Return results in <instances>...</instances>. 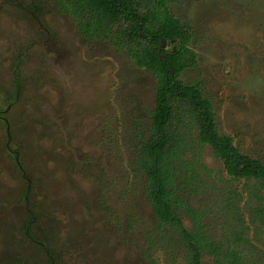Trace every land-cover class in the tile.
<instances>
[{"label": "rangeland", "instance_id": "1", "mask_svg": "<svg viewBox=\"0 0 264 264\" xmlns=\"http://www.w3.org/2000/svg\"><path fill=\"white\" fill-rule=\"evenodd\" d=\"M4 4L0 264H189L171 228H156L145 176L133 171L150 129L153 74L104 37L82 38L69 15ZM168 8L195 54L179 80L211 104L218 134L264 164V0H175ZM196 135L190 130L185 154L195 173L178 177L179 196L218 253L236 249L244 264H264L255 182L230 178ZM179 217L193 232L185 210ZM216 260L204 251L200 264Z\"/></svg>", "mask_w": 264, "mask_h": 264}, {"label": "trees", "instance_id": "2", "mask_svg": "<svg viewBox=\"0 0 264 264\" xmlns=\"http://www.w3.org/2000/svg\"><path fill=\"white\" fill-rule=\"evenodd\" d=\"M54 1L60 13L70 14L77 21L84 36L105 35L116 48L124 49L136 66L150 70L157 81L154 108L148 112V138L139 141L133 169L145 176L143 190L156 228H171V234L188 248L189 264H200L204 251L215 255L217 264H244L239 250L218 253L219 247L201 229L198 212L184 205L178 194V185L182 184L178 177L195 173L193 162L185 159L190 130L197 133L199 145L211 146L230 178L255 182L253 195L259 203L264 202V164L242 154L231 137L218 134L211 104L197 86L179 80L183 71L195 65V55L189 47L191 34L168 10V3L175 0ZM142 35L150 37L144 39ZM161 39L165 42L160 50L163 59L158 52ZM170 44L175 45L168 51L165 48ZM187 181L184 178L183 182ZM183 210L193 223V232L182 224L179 215ZM252 211L264 230L263 205Z\"/></svg>", "mask_w": 264, "mask_h": 264}, {"label": "flooded vegetation", "instance_id": "3", "mask_svg": "<svg viewBox=\"0 0 264 264\" xmlns=\"http://www.w3.org/2000/svg\"><path fill=\"white\" fill-rule=\"evenodd\" d=\"M4 1V5H14V6H17V5H15V4H19V5H24L23 7L24 8H26V11H28V9H30L32 12H34L36 15H42V13H43V10H45L44 8H45V6H47V9L48 10H50L51 8H52V10H55L57 13H59V14H65V13H60L59 12V10H58V6H57V4H56V2L54 1V0H3ZM171 2H174V1H171ZM170 3V2H169ZM168 3V4H169ZM168 10H169V8H168ZM170 12V11H169ZM171 13V12H170ZM172 14V13H171ZM65 15H69L70 17H71V15L70 14H65ZM173 15V14H172ZM34 16V15H33ZM174 16V15H173ZM175 17V16H174ZM176 18V17H175ZM71 19L72 20H74L75 21V23H76V29H77V31L79 32V34H80V36H82V38H84L85 40H89V39H97V38H93V37H91V36H88V35H86V36H84L82 33H81V31L79 30V27L77 26V21L75 20V19H73L72 17H71ZM177 19V18H176ZM178 20V19H177ZM179 21V20H178ZM179 23H180V21H179ZM180 25H181V23H180ZM182 26V25H181ZM183 27V26H182ZM185 29V28H184ZM188 31V30H187ZM189 32V31H188ZM190 33V32H189ZM191 34V33H190ZM113 35V34H112ZM105 35H101L100 37H104ZM143 36V38L144 39H147V38H149L150 36L149 35H142ZM99 38V37H98ZM105 39H107L108 41H110L107 37L105 38ZM191 39H192V35H191ZM190 42H191V40H190ZM111 43V42H110ZM190 44V43H189ZM112 45V44H111ZM171 45V44H170ZM173 45V44H172ZM116 50H118V51H123L127 56H128V54H127V52L124 50V49H119V48H116L114 45H112ZM164 46H165V42H164ZM164 46L162 47V48H164ZM168 47V46H167ZM167 47L165 48V49H167ZM190 47V46H189ZM161 48V49H162ZM158 49H159V47H158ZM160 49V50H161ZM158 52H159V50H158ZM195 55V54H194ZM129 57V56H128ZM130 58V57H129ZM131 59V58H130ZM132 60V59H131ZM132 62H133V60H132ZM134 63V62H133ZM135 65V64H134ZM135 67H137L138 69H142V70H145V71H148V72H150V73H152L150 70H148V69H145V68H141V67H138V66H136L135 65ZM17 68H19V63H18V65H17ZM154 76V75H153ZM156 83H157V81H156ZM14 86L16 87V88H19L20 87V81H15L14 82ZM155 99V98H154ZM154 108V107H153Z\"/></svg>", "mask_w": 264, "mask_h": 264}, {"label": "water", "instance_id": "4", "mask_svg": "<svg viewBox=\"0 0 264 264\" xmlns=\"http://www.w3.org/2000/svg\"><path fill=\"white\" fill-rule=\"evenodd\" d=\"M164 46V40H162L161 39V41H160V45H159V53H160V49L162 48ZM160 58L161 59H163V55L160 53ZM169 71H170V74H171V76L173 77V73H172V70L171 69H169Z\"/></svg>", "mask_w": 264, "mask_h": 264}]
</instances>
